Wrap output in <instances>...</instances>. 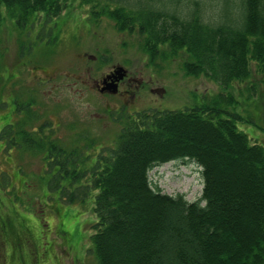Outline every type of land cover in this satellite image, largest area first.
<instances>
[{"label":"trees","instance_id":"1","mask_svg":"<svg viewBox=\"0 0 264 264\" xmlns=\"http://www.w3.org/2000/svg\"><path fill=\"white\" fill-rule=\"evenodd\" d=\"M66 2L0 0V23L4 10L18 26L32 25L40 13L52 21ZM80 2L91 5L94 17L114 20L120 31L137 32L152 59L186 53L188 75L204 74L229 88L250 77L252 61L264 70V0H206V7L202 0ZM246 98L245 113L222 93L184 109L136 112L126 117L107 154L91 165L83 155L82 167L66 170L80 183L55 181L65 185L61 200L68 202L97 191L91 244L98 264H264V145L237 125L255 123L248 108L253 97ZM187 160L201 166L199 199L165 193L152 183L154 167ZM41 225L37 217L17 216L14 264H55L52 242L42 247Z\"/></svg>","mask_w":264,"mask_h":264},{"label":"rangeland","instance_id":"2","mask_svg":"<svg viewBox=\"0 0 264 264\" xmlns=\"http://www.w3.org/2000/svg\"><path fill=\"white\" fill-rule=\"evenodd\" d=\"M207 1L220 3V0ZM202 3L206 7V0H202ZM3 14L5 19L0 23V67L12 66L18 61L28 65L43 63L59 67L90 65L93 62L87 54H93L98 56V62L94 64L100 70L121 64L145 81L135 98L128 101L103 100L100 96L90 94L86 97L89 100H67L59 106L63 120L60 134L67 138L75 131L72 127L79 128L83 149L93 157L106 153L107 149L116 145L125 114L131 117L147 109H184L206 103V100L220 93L235 98L238 102L233 107L242 113H245L246 104L251 101L246 97L252 96L253 102H258L256 106L251 102L248 107L255 123L239 121L237 125L249 134L253 143L264 145V70H260L254 61L251 62V75L248 79L235 81L231 87L224 88L204 74L188 75L184 69L186 53L174 58L157 56L152 59L144 49L143 38L137 32L120 31L116 22L106 16L100 19L94 17L91 5L82 4L80 0H67L60 15L52 21H47L44 13L38 14L37 21L31 20L34 23L29 26H18L6 15L5 10ZM212 15L217 17L215 13ZM152 88L162 91L152 92ZM117 119H121L120 122ZM90 143H94L97 149H91ZM32 163L23 170L35 177V184L25 186L21 193L16 188L10 190L6 185L3 189L8 199H13L10 203L18 207H14L17 216L26 215L42 220L41 234L45 242L42 247L45 249L53 241L50 249L55 264H98L91 244V234L95 231L92 225L96 219L93 194L97 191L85 201L68 202L64 201V196L61 200V189L65 185L56 184L51 181L52 178H47L50 182L39 180L43 169L38 167L37 158L32 159ZM150 179L163 192L183 194L189 201L197 200L202 195L201 166L194 161H170L157 166L150 171ZM56 207H59L61 213L56 211ZM3 208L7 209V205L4 204ZM52 215L54 221L50 222ZM58 222L61 226L57 225ZM60 227L73 233L79 249L74 250L75 254L67 251L69 237ZM30 245L34 247L32 242ZM15 246L19 251V245ZM3 247L1 245L0 249ZM0 264L14 263L12 259L6 262L0 254ZM37 264L49 263L42 259Z\"/></svg>","mask_w":264,"mask_h":264},{"label":"flooded vegetation","instance_id":"3","mask_svg":"<svg viewBox=\"0 0 264 264\" xmlns=\"http://www.w3.org/2000/svg\"><path fill=\"white\" fill-rule=\"evenodd\" d=\"M87 57L93 64L59 67L18 61L12 66L0 67V246H4L0 254L6 262L14 254L12 231L17 224L15 208L18 207L10 203L13 199H8L3 191L5 185L21 193L25 186L35 184V177L23 170L30 163L33 165L35 158L38 167L43 169L39 180L50 182L52 178L51 181L59 179L61 183L77 184L80 181L76 182L73 172L66 170L82 167L83 153L86 164L91 165L96 158L83 149L79 128L72 127L75 131L67 138L60 134L63 120L59 106L67 100H89L86 97L90 94L103 100L128 101L144 87L145 81L124 65L113 64L100 70L94 64L98 56L87 54ZM121 66L125 71L119 72ZM156 91L162 90L152 88V92ZM126 117V114L122 117V124ZM89 147L97 149L94 143ZM4 204L7 209L3 208ZM53 221L52 215L50 222ZM57 225L61 226L60 222ZM60 230L69 237L67 251L75 254L77 244L73 233L61 227Z\"/></svg>","mask_w":264,"mask_h":264},{"label":"water","instance_id":"4","mask_svg":"<svg viewBox=\"0 0 264 264\" xmlns=\"http://www.w3.org/2000/svg\"><path fill=\"white\" fill-rule=\"evenodd\" d=\"M123 71H125V69H124V67H119V72H123ZM121 76H122V74H121ZM114 86V88H115V85H113Z\"/></svg>","mask_w":264,"mask_h":264}]
</instances>
